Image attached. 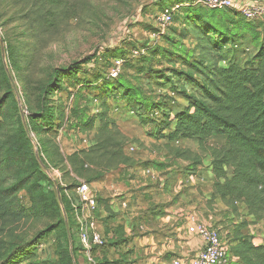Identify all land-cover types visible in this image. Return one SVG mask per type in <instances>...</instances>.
Returning a JSON list of instances; mask_svg holds the SVG:
<instances>
[{
	"label": "trees",
	"instance_id": "16d2710c",
	"mask_svg": "<svg viewBox=\"0 0 264 264\" xmlns=\"http://www.w3.org/2000/svg\"><path fill=\"white\" fill-rule=\"evenodd\" d=\"M18 3L29 29L41 33L58 30L65 21L76 18L79 13L78 3L75 0H18ZM165 8L163 7L161 12ZM205 9L207 8L190 1L181 5L176 11L181 10L182 13L179 11V14L182 21L196 35V45L191 51V56H185L180 50L175 49V37L170 34L167 42H171L173 49L167 51V59L173 66L169 69L171 75L164 72L157 73L161 74L162 81L170 84L171 90L176 95L181 96L182 103L177 102L172 105L167 98L159 99L146 106L152 117L149 112L143 115L141 113L143 105H139L138 90L122 81V83L119 81V86L116 85L114 80L118 74L112 78L110 86L103 85L100 89L101 96L105 100L101 105L102 110L83 124L86 130H91L99 120L100 127L96 133V144L89 150H82L87 151V154L79 163L83 167L85 158H89L88 152L91 154L97 152L101 157L106 158L107 163L114 161L115 167L132 164L133 159L124 153L129 138L109 116L108 101L116 98L118 94L125 101L130 112L139 116L143 127H156L152 133L149 128L148 135L157 140L166 139V147L175 157L192 160V164L201 166L207 156L211 157L213 187L221 199L236 212L240 210L241 203L254 220H262L264 219V42L252 57L245 53L244 63L236 61L231 58L227 46L232 47L235 39H239L241 43L245 42L244 34L236 33L231 29L236 25L233 24L235 20L241 18V15L237 12L234 15L229 13V10H224L232 16V21L229 27L222 28L213 21V17L202 12ZM3 59L1 55L0 74L5 79ZM177 65L181 68L177 69ZM61 70L62 74L59 70L56 71V78L53 83L47 85L45 94L55 93L54 86L61 88L60 84L63 81L60 78L73 77L78 72L76 65ZM29 109L32 119H44L48 123L53 117V111H56L50 108L45 113L35 112L32 111L33 106ZM13 110L16 112L15 123L12 122ZM156 111L162 115V120L155 117ZM31 123L29 122L28 126L33 132ZM27 128L17 105L16 109L5 108V104L0 102V264H23L28 253L17 245L22 223L33 220L47 221L52 215L57 217L56 224L49 225L45 222V228L47 232L58 231L62 254L71 259L72 252L74 254L78 250L75 247L76 237L73 236L72 231L70 233L67 231L62 218L57 192L55 189L48 190L45 186L49 176L35 154L33 140ZM212 137H222L224 143L212 145L209 142ZM181 139L196 140L201 154L189 148L171 145ZM48 152L47 147L45 154H48L49 160L45 157V166L50 165V162L54 163ZM40 153L39 151V155ZM78 155L79 152H75L68 159L75 161ZM58 165L55 163L54 166ZM102 177L103 175L96 174L90 182ZM22 191L30 197V207L22 203L20 198ZM98 200L100 204L99 196ZM212 226L221 231L224 241L228 244L229 264L234 263L233 258L240 260L242 264H264V245L254 243L253 236L248 231V221H240L230 230ZM108 244L111 243L106 242L96 247H104ZM79 248L84 251L81 244ZM94 264H124V262L122 259L112 261L103 258L95 260Z\"/></svg>",
	"mask_w": 264,
	"mask_h": 264
},
{
	"label": "rangeland",
	"instance_id": "374dc122",
	"mask_svg": "<svg viewBox=\"0 0 264 264\" xmlns=\"http://www.w3.org/2000/svg\"><path fill=\"white\" fill-rule=\"evenodd\" d=\"M75 1L78 3L79 11L76 18L65 21L56 31L41 33L29 29L18 0H0V56L3 57L2 46L6 54L3 59L5 79L0 74V102L5 104V108L16 109L17 105L21 112L23 123H26L33 140L35 154L49 176L45 186L48 190L55 189L57 192L62 218L67 231L69 228L76 237L75 247L78 249L74 254L71 251L72 258L68 259L59 248L58 231L47 232L45 222L49 225L56 224V216L52 215L47 221H26L22 223L18 232L20 239H17V245L28 253L23 264H94L95 259L89 260L79 248L81 244L79 232L69 197L75 195L76 187L81 182L89 183L96 174L108 177L114 172L117 173L120 165L115 167L114 161L107 163L106 158L97 152L93 154L88 152L89 158H85L83 167L80 165V159L87 154V151L82 150H89L96 144V133L100 127L99 120L91 130H86L83 124L102 110L101 105L105 100L100 89L103 85L110 86L112 72L117 67L120 68V72L114 80L116 85L128 83L138 90L143 115L149 112L151 116L146 106L159 99L167 98L172 105L182 103L181 96L176 95L170 84L162 81L161 74L157 73L171 75L169 69L173 66L167 59V51L173 49L171 42H167L170 34L175 37V49L180 50L185 56H191V51L196 45V35L182 21L179 14L181 10L174 13L173 22L164 32L159 21L163 7L178 3L184 5L193 0ZM239 8L236 3L229 13L235 15ZM202 12L213 17V21L222 28L231 25L232 16L227 11L205 9ZM237 13L241 18L235 20L233 24L236 25L231 29L244 34L246 39L244 43L235 39L234 45L227 46V49L231 58L244 63L245 53L252 57L258 50L261 39L264 41V22ZM72 65H76L78 72L73 77L60 78L63 81L60 84L61 88L54 86L55 93L45 94L47 85L53 83L56 78V71L59 70L62 74L61 69ZM176 68L181 67L177 65ZM108 102L109 116L117 122L119 129L121 131L127 129L138 137V139L128 137L129 140L124 147V153L135 161L136 158L139 159L137 154L146 146L147 139L142 142L140 137H151L148 135L149 128L152 133L156 127L149 126L145 129L140 124L139 116L130 112L120 95L117 94L116 98ZM30 106L34 107L32 111L35 112L45 113L50 108L56 111H53V117L48 123L44 119H32ZM155 117L158 120L163 119L157 111ZM12 122H16L14 110ZM29 122H32L33 132L28 126ZM209 142L212 145H220L224 143V139L212 137ZM175 143L177 142L173 144ZM131 145L136 148L129 152ZM187 145H189L187 148L192 149V144ZM47 147L54 163L50 162V165L45 166V157L49 160L48 154H45ZM197 149L200 150L199 147ZM75 152H79L75 161L68 159ZM55 163L59 165L54 166ZM193 166L195 165L192 164L191 167ZM98 196L101 198L100 193ZM20 198L26 207H30L31 200L25 191L20 193ZM222 204L228 206L223 200ZM239 206L238 212L234 208L231 209L241 220L245 215L240 214L246 209L241 203ZM257 229H254L255 232H259L254 233L255 237L262 232ZM261 242L264 243V238Z\"/></svg>",
	"mask_w": 264,
	"mask_h": 264
},
{
	"label": "crops",
	"instance_id": "0c3cea01",
	"mask_svg": "<svg viewBox=\"0 0 264 264\" xmlns=\"http://www.w3.org/2000/svg\"><path fill=\"white\" fill-rule=\"evenodd\" d=\"M236 3L239 7L246 4L264 9V0H237ZM258 20L264 22V15ZM122 130L127 137L138 139L127 129ZM140 138L142 142L147 139V148L137 154L139 159L133 160L131 165L119 166L117 173L89 183L91 189L101 195L96 213L97 228L106 242L111 240V244L104 247L84 249L89 260L91 257L96 261L122 259L124 264H172L177 257H192L202 247V239L188 231L194 222L230 230L234 224L245 220L254 243L264 245L261 242L264 219L254 220L247 211H240V215L245 216L239 220L229 206L222 204L213 187L211 157L207 156L202 166L191 167V161L172 154L164 139ZM176 142L171 145L187 148V144H192L193 152L201 154L196 140ZM256 228L262 230L257 237L254 236L259 233L254 231ZM233 262L242 264L236 258Z\"/></svg>",
	"mask_w": 264,
	"mask_h": 264
},
{
	"label": "built area",
	"instance_id": "2783aa9c",
	"mask_svg": "<svg viewBox=\"0 0 264 264\" xmlns=\"http://www.w3.org/2000/svg\"><path fill=\"white\" fill-rule=\"evenodd\" d=\"M236 2L237 0H193L194 4L211 10H233ZM180 6L181 4L170 5L161 12L159 21L163 32L173 22L174 13ZM237 12L249 19H258L264 15L263 8L246 4L240 5ZM119 72L120 68H115L112 76L116 77ZM135 148L131 145L128 151L132 152ZM69 198L83 248L91 250L93 247L104 245L106 240L99 232L96 220V213L100 206L98 195L91 189L90 184L81 182L76 187L75 195ZM188 231L202 239V247L194 256L177 257L173 259L172 264H229V247L218 228L205 223L194 222L188 227Z\"/></svg>",
	"mask_w": 264,
	"mask_h": 264
},
{
	"label": "water",
	"instance_id": "95a60500",
	"mask_svg": "<svg viewBox=\"0 0 264 264\" xmlns=\"http://www.w3.org/2000/svg\"><path fill=\"white\" fill-rule=\"evenodd\" d=\"M2 46V45H1ZM2 54H3V58H5L6 57V54H5V52H4V48H3V46H2ZM68 232L70 233V229L68 228Z\"/></svg>",
	"mask_w": 264,
	"mask_h": 264
}]
</instances>
